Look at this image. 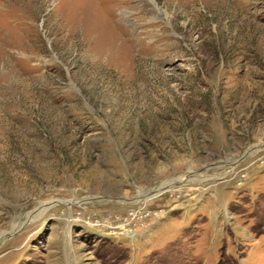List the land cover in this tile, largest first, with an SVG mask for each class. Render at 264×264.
<instances>
[{
  "label": "rangeland",
  "instance_id": "rangeland-1",
  "mask_svg": "<svg viewBox=\"0 0 264 264\" xmlns=\"http://www.w3.org/2000/svg\"><path fill=\"white\" fill-rule=\"evenodd\" d=\"M13 230L0 264H264V0H0Z\"/></svg>",
  "mask_w": 264,
  "mask_h": 264
},
{
  "label": "water",
  "instance_id": "water-1",
  "mask_svg": "<svg viewBox=\"0 0 264 264\" xmlns=\"http://www.w3.org/2000/svg\"><path fill=\"white\" fill-rule=\"evenodd\" d=\"M176 184H178V182H173V183L170 184V185H166V186H164V187H162V188H159V189H157V190H153L151 193H153V194H154V193H161V192H163V191L168 190L170 187H173V186L176 185ZM21 227H22V226H20L18 230H20ZM15 232H17V231H14V230H13L12 232L7 233L6 235H4L3 238L0 239V241H3L4 239H6V238H8V237H10V236H12V235H14Z\"/></svg>",
  "mask_w": 264,
  "mask_h": 264
},
{
  "label": "bare ground",
  "instance_id": "bare-ground-1",
  "mask_svg": "<svg viewBox=\"0 0 264 264\" xmlns=\"http://www.w3.org/2000/svg\"><path fill=\"white\" fill-rule=\"evenodd\" d=\"M150 195H151L150 193H146V194H145V198L148 197V196H150ZM142 199H144V198L140 197V198H138L137 201H138V202H139V201H142Z\"/></svg>",
  "mask_w": 264,
  "mask_h": 264
}]
</instances>
